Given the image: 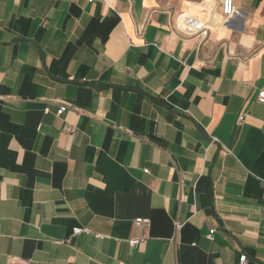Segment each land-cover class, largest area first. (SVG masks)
Wrapping results in <instances>:
<instances>
[{
    "label": "crops",
    "instance_id": "0c3cea01",
    "mask_svg": "<svg viewBox=\"0 0 264 264\" xmlns=\"http://www.w3.org/2000/svg\"><path fill=\"white\" fill-rule=\"evenodd\" d=\"M232 1L0 0V264H264V0Z\"/></svg>",
    "mask_w": 264,
    "mask_h": 264
},
{
    "label": "built area",
    "instance_id": "2783aa9c",
    "mask_svg": "<svg viewBox=\"0 0 264 264\" xmlns=\"http://www.w3.org/2000/svg\"><path fill=\"white\" fill-rule=\"evenodd\" d=\"M221 18L226 21L229 18H231L233 15H235L237 13V10L233 4L232 0H221ZM184 25L186 26V28L188 30L194 31L196 32L198 35L201 36H206L207 31H208V25L206 24H201L199 23L197 20H194L192 18L189 17H184L183 19ZM257 101L259 103H264V91H260L258 93L257 96ZM66 110L65 106H60L57 110L58 114H62L64 111ZM134 226L137 228H145L147 226V220H144L142 218H136L134 220ZM181 227V224H179L178 222H176L174 224V229L178 230ZM73 234H80V233H85V234H90V231L86 228H78L75 227L72 230ZM95 237H100L99 235H94ZM210 238V236H208ZM146 239L145 235L140 236L139 238H133V239H129L127 240V243L129 246L131 247H136L139 244L143 243L144 240ZM238 264H247V256L245 254H241L238 260Z\"/></svg>",
    "mask_w": 264,
    "mask_h": 264
}]
</instances>
